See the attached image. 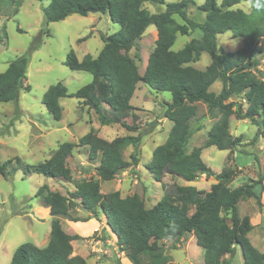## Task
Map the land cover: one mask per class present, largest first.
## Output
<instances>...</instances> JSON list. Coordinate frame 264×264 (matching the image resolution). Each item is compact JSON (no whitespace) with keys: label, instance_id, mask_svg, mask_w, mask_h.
I'll return each instance as SVG.
<instances>
[{"label":"trees","instance_id":"trees-1","mask_svg":"<svg viewBox=\"0 0 264 264\" xmlns=\"http://www.w3.org/2000/svg\"><path fill=\"white\" fill-rule=\"evenodd\" d=\"M244 2H251L250 12L237 8ZM147 3L165 4L166 0H50L43 8L47 25L64 21L71 15L103 14L119 24L120 30L101 36L104 47L96 57L86 55L80 60L73 50L68 53L65 64L73 71L90 73L91 83L70 94L59 82L47 89L42 103L53 118L60 121L63 117L60 99L75 97L94 110L104 126L121 122L132 132L138 128L111 119L103 104L121 114L135 110L131 100L139 83L157 92H169L172 100L165 104L164 117L172 121L173 126L166 142L154 150L147 170L157 182H162L164 175L170 173L188 182L205 175L214 178L216 183L209 192L194 186L179 187L176 195H166L151 209L146 208L138 194L128 197H122L119 191L103 194V182L113 181L139 164L138 150L143 134L108 142L91 129L79 145L63 143L45 162L23 168L25 173L72 182L73 173L67 161L76 148L87 147L90 161H99L95 168L97 177L76 183L68 195L51 191L47 184L38 190L36 195L50 208L54 218L48 245L40 248L33 243L21 244L11 264H88L83 257L73 255L72 242L77 236L68 234L60 220L77 208L91 215L73 218L74 222L98 219L102 213L106 216L107 225L117 236L118 246L128 252L132 264H142L144 256L149 257L147 264H176L170 261L160 242L179 244L190 233L204 251L205 264H231L237 247L242 251L245 264H264V253L255 248L248 237L254 229L251 218L242 217L239 210V204L250 199L262 207L264 177L232 188L239 175L238 166L214 174L202 158L203 148L234 152L264 141V80L259 70L264 56V0H205L199 6L206 14L202 23L189 17L191 2L188 0L167 4L165 12L156 14L150 12ZM192 4L196 5L195 1ZM152 25L157 29L155 49L145 71L140 73L130 53L138 48V41ZM196 31L201 32L200 38L192 39L178 51L173 50L178 34L189 36ZM227 32L243 39V47L235 53H226L219 47L218 35ZM44 34L49 35V32ZM2 41L0 36V44ZM204 53L211 57V64L205 70L195 68L192 64ZM28 64L29 56L25 54L0 73V103L18 102L22 90H31L27 84ZM217 82L222 84L219 94L211 91ZM235 97L239 100L235 101ZM200 103L207 105L210 117L218 121L209 130L205 147L189 152L194 130L202 128L200 125L191 128V121L197 115L195 105ZM233 116L257 126L252 139L231 134ZM130 146L134 151L129 161L123 151ZM10 164L11 161L0 163V175H10Z\"/></svg>","mask_w":264,"mask_h":264},{"label":"rangeland","instance_id":"rangeland-1","mask_svg":"<svg viewBox=\"0 0 264 264\" xmlns=\"http://www.w3.org/2000/svg\"><path fill=\"white\" fill-rule=\"evenodd\" d=\"M180 1L182 0H166L165 4L147 3L146 7L151 13H162L166 11L167 4ZM188 1L191 2L189 17L196 22H204L206 14L199 6L205 0ZM194 1L196 5L192 4ZM49 3L50 0L0 1V36L3 39L0 44V73L5 72L12 61L27 54V84L31 88L30 91L20 92L18 102L0 103V163L11 161L8 168L10 175H0V264H11L15 250L23 243H33L40 248L48 245L54 218L50 208L36 195L38 190L47 184L51 191L68 195L75 189L76 183L97 177L95 168L99 161H90L87 147L76 148L67 161L73 173L72 182L25 173L23 168L45 162L63 143L79 145L81 138L91 129L108 142L118 137L143 134L138 150L139 164L119 174L113 181L103 182V194L116 191L122 197L138 194L146 208L151 209L166 195H176L179 187L194 186L198 190L209 192L216 183L214 178H207L205 175L194 182H188L170 173L164 175L162 182H157L147 170L146 166L151 162L154 150L166 142L173 126L172 121L164 117L165 104L172 100L169 92H157L143 83L138 84L131 100L135 110L124 113L123 117L127 121L123 123L138 128L137 131H128L121 122L104 126L96 112L75 97L60 99L63 117L60 121L53 118L42 103L43 95L50 86L61 82L73 94L93 81L90 73L73 71L65 64L68 53L73 50L80 60L86 55L98 56L104 47L101 36L117 33L120 25L103 14L85 17L71 15L64 21L47 25L43 8ZM237 8L250 12L252 4L244 2ZM175 18L183 23L178 16ZM156 30V26H150L138 41V48L130 53L136 60L140 73L145 71L149 56L155 49ZM45 31L49 35L44 34ZM200 37V31L189 36L178 34L173 50L178 51L192 39ZM217 38L219 47L226 53H235L243 47V39L234 38L231 32L218 35ZM210 64L211 57L204 53L192 65L205 70ZM259 70L262 72L260 77L264 80V56ZM221 90L220 82L211 88V91L218 94ZM234 100L239 99L235 97ZM195 106L197 115L191 121V128L195 129L197 125L202 128L200 131L194 130L188 145L189 152L194 148L205 147L208 132L218 121L210 117L207 105L200 103ZM257 130V126L248 120H238L234 116L231 118V134L235 137L250 140ZM133 151L132 146L126 148L123 151L124 158L130 161ZM202 158L214 174L221 173L224 168L238 166L239 175L232 183V188L264 177L263 140L255 146L241 147L234 152L221 151L216 147L203 148ZM239 210L242 217L247 215L251 218L254 226L248 235L250 242L264 253V190L261 208L250 199L242 201ZM90 215V212L77 208L71 210L68 216L60 218L64 230L77 236L72 242L73 255L83 257L88 264H132L128 252L122 251L118 246L117 236L107 225V218L103 213L98 219L88 222L73 221V218H87ZM160 245L173 263L205 264L204 251L191 233L179 244L161 241ZM148 261L149 257L142 258V264H147ZM231 264H245L240 247H237Z\"/></svg>","mask_w":264,"mask_h":264},{"label":"crops","instance_id":"crops-1","mask_svg":"<svg viewBox=\"0 0 264 264\" xmlns=\"http://www.w3.org/2000/svg\"><path fill=\"white\" fill-rule=\"evenodd\" d=\"M109 19V18H108ZM156 33H157V30H156ZM100 100H103V99H100ZM132 105V104H131ZM133 106V105H132ZM133 107H135V106H133ZM103 109H104V111L111 117V118H113V119H115V120H120V121H123V122H127V121H125V120H123V117H125L124 116V114H121V113H119V112H116L115 110H113V109H111L109 106H107V105H105V104H103ZM130 112V111H129ZM103 184V183H102ZM48 237H49V235H48Z\"/></svg>","mask_w":264,"mask_h":264}]
</instances>
